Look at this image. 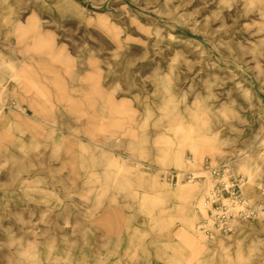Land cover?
<instances>
[{"label":"rangeland","instance_id":"obj_1","mask_svg":"<svg viewBox=\"0 0 264 264\" xmlns=\"http://www.w3.org/2000/svg\"><path fill=\"white\" fill-rule=\"evenodd\" d=\"M1 2L0 264H235L223 249L240 234L255 240L264 220L233 223L208 238L221 251L201 255L140 203L134 167L210 191L216 178L183 172L229 162L258 202L264 166L251 201L238 163L264 155V0ZM41 112L58 118L53 134ZM194 120L214 140L195 162L180 147L182 172L162 166L164 141ZM28 170L37 181L19 189Z\"/></svg>","mask_w":264,"mask_h":264},{"label":"bare ground","instance_id":"obj_2","mask_svg":"<svg viewBox=\"0 0 264 264\" xmlns=\"http://www.w3.org/2000/svg\"><path fill=\"white\" fill-rule=\"evenodd\" d=\"M0 3H2L1 0ZM262 18L264 19V10L262 11ZM5 20L6 22L8 21L7 18ZM260 30H262V28H260ZM259 44L264 47V39H262ZM8 90L9 85L7 83H0V94H3ZM37 116L34 115L32 118L39 120V117ZM40 116L47 121L45 122L47 133L49 135L53 134L58 128L55 125V118L57 120L58 118L56 116L53 117L50 112L47 114L45 112H41ZM5 118L6 117L3 119ZM1 119L2 117L0 118V121ZM193 122L195 123L189 126H180V130H177L174 138L166 139L164 141L163 145L164 147H167V149H162L158 156L162 166H172L176 168L178 172H182L181 168L186 165V162L183 160V151L180 150V147L188 148V150L194 156L193 162H195L200 151H203L202 147L208 146L207 144H210L211 141L214 140L209 138L208 134L206 133H199L198 121L194 120ZM178 132H180L179 135ZM200 142L203 144L200 145ZM262 157L261 163H255L252 166L251 160L253 159V153H250L247 156H244L242 161L238 163L239 170L244 172L246 175L247 181L244 182V185H246V193L248 194V197L251 201L256 197L254 192L256 188H258L259 180L263 174L264 155ZM113 164L119 171H127L122 169L119 163L113 161ZM15 169H19V171H21L20 167H12L6 176L10 179L12 176L18 177V172L16 174L14 173ZM134 170L139 173V178L141 179L140 189H143L139 200L140 203L142 205L147 204V210L150 211V213H152V211L157 213V216L160 218V223L164 227L165 231H168L175 225L180 226L183 228L182 241L193 245L196 252H202L201 255L210 252L217 253L221 251V249L214 248L216 246L212 243L214 240L204 237L198 229H195L194 225L197 211L203 216L205 215V211L202 206L206 203L203 202L204 194H206V192H210L208 191V184L210 185L209 182L196 185H188L185 184V182H176L167 186L159 180V176L155 170H152L148 174H141L143 171L139 167H134ZM35 171L37 172V170ZM27 173L28 174H26L24 177V182L22 181L18 184L19 189H27L28 186L37 181L33 180L29 182V180L35 177V175L29 174V170ZM1 185L3 186V184L0 183V187ZM207 196L208 195H206L205 199ZM171 201H175L172 206L169 205V202ZM252 227V229L256 232L255 240L248 241L245 234L238 235L226 245V248L223 249L225 258H232L235 261V264L260 263L262 260H264V225L253 224ZM206 245H209L214 249L211 250Z\"/></svg>","mask_w":264,"mask_h":264},{"label":"built area","instance_id":"obj_3","mask_svg":"<svg viewBox=\"0 0 264 264\" xmlns=\"http://www.w3.org/2000/svg\"><path fill=\"white\" fill-rule=\"evenodd\" d=\"M178 173L165 172L162 178L172 182L178 180ZM183 173L184 180L189 182L206 176L217 179L206 198V204L210 206L208 215L199 225V230L205 237L211 238L215 233L229 234L233 231L235 222L264 220V179L260 185L258 202L251 204L243 197L239 181L229 162L213 163L205 159L200 171Z\"/></svg>","mask_w":264,"mask_h":264}]
</instances>
